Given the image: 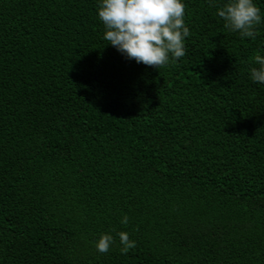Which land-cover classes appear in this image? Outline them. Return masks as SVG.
I'll use <instances>...</instances> for the list:
<instances>
[{
  "label": "trees",
  "instance_id": "trees-1",
  "mask_svg": "<svg viewBox=\"0 0 264 264\" xmlns=\"http://www.w3.org/2000/svg\"><path fill=\"white\" fill-rule=\"evenodd\" d=\"M182 2L187 54L156 69L100 0H0V264H264V0L254 40Z\"/></svg>",
  "mask_w": 264,
  "mask_h": 264
},
{
  "label": "clouds",
  "instance_id": "clouds-1",
  "mask_svg": "<svg viewBox=\"0 0 264 264\" xmlns=\"http://www.w3.org/2000/svg\"><path fill=\"white\" fill-rule=\"evenodd\" d=\"M185 4L182 0H100L98 17L105 31L103 38L128 59L160 69L170 60H178L186 53L185 38L190 35L185 25ZM224 27L238 32L241 38L253 40L259 34L261 9L254 0H226L217 9ZM259 67H250V78L264 83V55L259 51L252 57ZM124 215L121 223L127 225ZM122 254L135 247L125 231L118 233ZM110 233H102L96 242L100 253H107L113 244Z\"/></svg>",
  "mask_w": 264,
  "mask_h": 264
}]
</instances>
